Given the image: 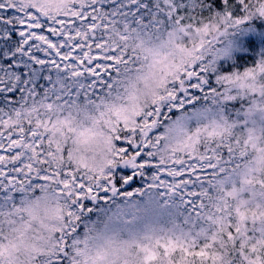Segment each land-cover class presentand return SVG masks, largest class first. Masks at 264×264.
I'll return each instance as SVG.
<instances>
[{
    "label": "snow or ice",
    "instance_id": "6c2138e0",
    "mask_svg": "<svg viewBox=\"0 0 264 264\" xmlns=\"http://www.w3.org/2000/svg\"><path fill=\"white\" fill-rule=\"evenodd\" d=\"M0 193V264H264V0H0Z\"/></svg>",
    "mask_w": 264,
    "mask_h": 264
},
{
    "label": "trees",
    "instance_id": "16d2710c",
    "mask_svg": "<svg viewBox=\"0 0 264 264\" xmlns=\"http://www.w3.org/2000/svg\"><path fill=\"white\" fill-rule=\"evenodd\" d=\"M133 186H134V187H139V186H140L139 181H137V183L134 184ZM0 195H2V193H0Z\"/></svg>",
    "mask_w": 264,
    "mask_h": 264
}]
</instances>
